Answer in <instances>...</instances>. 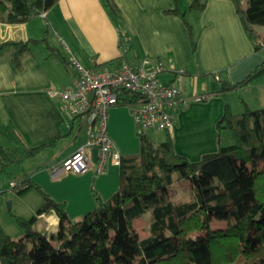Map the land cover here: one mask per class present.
Listing matches in <instances>:
<instances>
[{
  "label": "crops",
  "instance_id": "0c3cea01",
  "mask_svg": "<svg viewBox=\"0 0 264 264\" xmlns=\"http://www.w3.org/2000/svg\"><path fill=\"white\" fill-rule=\"evenodd\" d=\"M115 1L124 21L116 20L103 0H59L49 11L27 23L0 22V42L48 37L47 43L33 45L19 66L9 53L0 56V122L12 121L29 146H45L37 156L17 166L13 175L0 177V224L5 231L10 211L30 218L43 202L35 189L17 194L12 182L29 177L54 201L65 204L71 220L95 208V195L108 200L119 185V166L113 163L102 173L96 172V162L85 174L61 170L63 160L85 145L89 125L83 118L72 116L60 99L50 96L51 89L71 86L76 72L71 64L54 59L48 45L59 48L67 61L74 55L87 67L118 57L134 67L145 58L162 61L165 67L160 80L176 85L186 99L169 110L175 123L171 136L176 151L191 161L233 144L226 127H219L226 102L231 103L233 113L237 105L234 114L264 107V75L226 95L222 92L223 85L242 81L264 62V47L254 50L233 0H207L201 14L187 12L193 0ZM176 8L187 12L185 20L197 37L196 53L184 19L166 13ZM49 26L60 45L50 43ZM257 30L264 34V27L258 26ZM122 32L126 35L124 50L119 45ZM119 65L115 60L108 68ZM235 93L239 99L231 101ZM194 96H202L203 100L195 101ZM108 134L121 156L139 152L138 129L127 105L110 108ZM8 144L0 135V145ZM145 214L151 217V210ZM59 223L58 215L51 211L38 217L35 228L57 233Z\"/></svg>",
  "mask_w": 264,
  "mask_h": 264
},
{
  "label": "trees",
  "instance_id": "16d2710c",
  "mask_svg": "<svg viewBox=\"0 0 264 264\" xmlns=\"http://www.w3.org/2000/svg\"><path fill=\"white\" fill-rule=\"evenodd\" d=\"M110 14L124 21L115 0H103ZM59 0H0V22L27 23L53 8ZM236 13L255 51L264 47V0H233ZM207 0H193L187 12L201 14ZM178 8L168 14L181 16L191 37L194 53L197 37L185 14ZM48 29V26H47ZM121 33L120 48L127 45ZM42 40L0 42V56L9 53L16 65L33 45ZM59 62L71 64L57 47L48 45ZM121 65L123 57L89 67L95 71ZM264 75V62L242 81L223 85V95L252 83ZM137 97L125 93L123 101ZM121 102L119 105H125ZM219 127H230L236 142L221 146L197 161L179 154L172 136L153 142L145 132L138 133L140 150L121 156L119 185L108 199L95 195V208L71 220L64 203L54 201L29 177L15 189L22 195L35 189L43 202L30 218L10 211L24 234L12 238L0 224V264H264V107L234 114L225 103ZM0 135L9 142L0 145V177L13 166L37 156L45 146H29L12 121L0 122ZM190 180L194 199L174 203L170 192L178 182ZM151 210L149 233L135 235V221ZM55 211L59 231L50 233L35 228L39 216ZM214 220L226 223L213 228ZM205 230L203 237H193ZM55 242L58 243L55 244Z\"/></svg>",
  "mask_w": 264,
  "mask_h": 264
},
{
  "label": "built area",
  "instance_id": "2783aa9c",
  "mask_svg": "<svg viewBox=\"0 0 264 264\" xmlns=\"http://www.w3.org/2000/svg\"><path fill=\"white\" fill-rule=\"evenodd\" d=\"M69 60L76 72L74 83L65 89L48 92L60 99L72 116L83 118L89 128L85 145L63 160V172L78 175L88 172L93 164L91 152L94 148H98L96 172H104L109 163L120 165L121 154L108 134V112L121 102L130 107L138 133L153 129L173 134L175 123L169 110L184 98L176 85L160 80L159 75L165 67L162 61L145 58L136 67L123 63L113 69L95 71L74 55ZM126 92L137 98L123 101ZM192 99L202 101L203 97ZM11 185L14 189L22 187L19 182Z\"/></svg>",
  "mask_w": 264,
  "mask_h": 264
},
{
  "label": "rangeland",
  "instance_id": "374dc122",
  "mask_svg": "<svg viewBox=\"0 0 264 264\" xmlns=\"http://www.w3.org/2000/svg\"><path fill=\"white\" fill-rule=\"evenodd\" d=\"M45 21V20H44ZM46 26L44 25V28ZM261 27H264V25H262ZM49 41L50 43H54V44H57V45H60V41L57 39L56 37V34L53 30V28L51 26H49ZM46 32L45 30H43V34L42 35H45ZM60 34L62 35L63 37V34L60 32ZM239 94L238 93H235L234 95H232L230 97V100L233 101V100H238L239 99ZM230 106H231V103H230ZM232 108V106H231ZM236 109H237V105L235 104V106L233 107V111L234 113L236 112ZM226 130L227 132H229L228 134H231L232 138H233V142L232 143H235L236 142V139H235V136L233 135V131L230 127H226ZM145 134L155 143H160L162 141H164L167 137V134L164 133L163 131H154L153 129H146L145 130ZM227 133H224L223 135V141L225 142L226 141V138H227ZM138 135V134H137ZM138 138H139V135H138ZM139 140V139H138ZM140 143V142H139ZM225 144V143H224ZM16 168V166H13L11 167L9 170H8V173L12 174V171H14ZM9 175V174H7ZM170 198L172 199V201L174 203H181V202H187V201H190L192 199H194L195 197V191L191 185V182L190 180H183L181 183L179 184H176L174 186V188L172 189V191L170 192ZM11 202V201H9ZM11 215V214H10ZM8 216V225L5 223L6 225V231L7 233L14 239H18L20 237L23 236L24 232L23 230L18 226V224L15 222V219L11 216ZM149 223H150V215L148 214H143L142 217L138 218L136 221H135V224H134V229H135V235L138 237V238H143L145 237V235L149 233ZM212 227L213 228H225L226 227V223L223 222V221H218V220H214L212 222ZM36 227H38L36 225ZM206 234V231L205 230H200V231H196L192 234L193 237H203L204 235ZM112 264H116V263H112Z\"/></svg>",
  "mask_w": 264,
  "mask_h": 264
},
{
  "label": "water",
  "instance_id": "95a60500",
  "mask_svg": "<svg viewBox=\"0 0 264 264\" xmlns=\"http://www.w3.org/2000/svg\"><path fill=\"white\" fill-rule=\"evenodd\" d=\"M92 160L93 162H96L97 161V158H98V148H94L92 149ZM11 203H8V206H10Z\"/></svg>",
  "mask_w": 264,
  "mask_h": 264
},
{
  "label": "clouds",
  "instance_id": "9594fccd",
  "mask_svg": "<svg viewBox=\"0 0 264 264\" xmlns=\"http://www.w3.org/2000/svg\"><path fill=\"white\" fill-rule=\"evenodd\" d=\"M17 79H19V77H17ZM23 86V85H22Z\"/></svg>",
  "mask_w": 264,
  "mask_h": 264
}]
</instances>
